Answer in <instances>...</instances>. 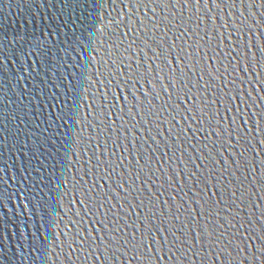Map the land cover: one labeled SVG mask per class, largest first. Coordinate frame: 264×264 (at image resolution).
Wrapping results in <instances>:
<instances>
[{
  "label": "water",
  "instance_id": "water-1",
  "mask_svg": "<svg viewBox=\"0 0 264 264\" xmlns=\"http://www.w3.org/2000/svg\"><path fill=\"white\" fill-rule=\"evenodd\" d=\"M0 264H264V0H0Z\"/></svg>",
  "mask_w": 264,
  "mask_h": 264
}]
</instances>
